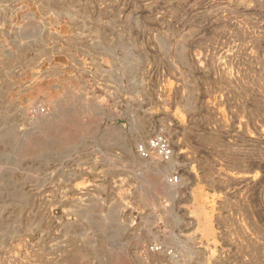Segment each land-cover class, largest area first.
Wrapping results in <instances>:
<instances>
[{
  "label": "rangeland",
  "instance_id": "374dc122",
  "mask_svg": "<svg viewBox=\"0 0 264 264\" xmlns=\"http://www.w3.org/2000/svg\"><path fill=\"white\" fill-rule=\"evenodd\" d=\"M0 264H264V0H0Z\"/></svg>",
  "mask_w": 264,
  "mask_h": 264
},
{
  "label": "built area",
  "instance_id": "2783aa9c",
  "mask_svg": "<svg viewBox=\"0 0 264 264\" xmlns=\"http://www.w3.org/2000/svg\"><path fill=\"white\" fill-rule=\"evenodd\" d=\"M139 153L144 157H149L152 152H157L164 159H168L172 156V150L168 140L162 135L153 137L147 146H140Z\"/></svg>",
  "mask_w": 264,
  "mask_h": 264
},
{
  "label": "crops",
  "instance_id": "0c3cea01",
  "mask_svg": "<svg viewBox=\"0 0 264 264\" xmlns=\"http://www.w3.org/2000/svg\"><path fill=\"white\" fill-rule=\"evenodd\" d=\"M168 219H169V216L167 215ZM202 218V217H201ZM204 223V221H202ZM201 221L199 222V224L202 223ZM191 260V259H190ZM215 260V259H214ZM220 260H224V259H220ZM226 260V259H225Z\"/></svg>",
  "mask_w": 264,
  "mask_h": 264
}]
</instances>
